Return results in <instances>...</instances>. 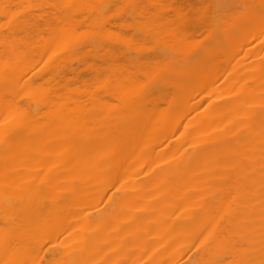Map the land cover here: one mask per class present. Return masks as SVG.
<instances>
[{"label": "bare ground", "instance_id": "1", "mask_svg": "<svg viewBox=\"0 0 264 264\" xmlns=\"http://www.w3.org/2000/svg\"><path fill=\"white\" fill-rule=\"evenodd\" d=\"M0 264H264V0H0Z\"/></svg>", "mask_w": 264, "mask_h": 264}, {"label": "rangeland", "instance_id": "2", "mask_svg": "<svg viewBox=\"0 0 264 264\" xmlns=\"http://www.w3.org/2000/svg\"><path fill=\"white\" fill-rule=\"evenodd\" d=\"M189 16H190V14H188ZM180 262H182V261H180Z\"/></svg>", "mask_w": 264, "mask_h": 264}]
</instances>
